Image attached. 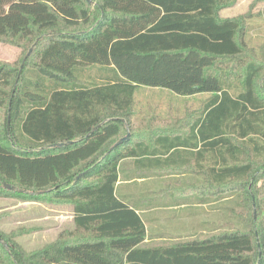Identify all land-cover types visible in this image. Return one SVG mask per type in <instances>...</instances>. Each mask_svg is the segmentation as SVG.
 <instances>
[{
    "label": "trees",
    "instance_id": "16d2710c",
    "mask_svg": "<svg viewBox=\"0 0 264 264\" xmlns=\"http://www.w3.org/2000/svg\"><path fill=\"white\" fill-rule=\"evenodd\" d=\"M238 1L0 0V42L23 55L0 62V197L70 205L75 224L35 251L0 231V264H264V58L246 16H219ZM140 87L211 95L198 122L216 162L198 189L223 201L222 225L151 245L118 197Z\"/></svg>",
    "mask_w": 264,
    "mask_h": 264
},
{
    "label": "crops",
    "instance_id": "0c3cea01",
    "mask_svg": "<svg viewBox=\"0 0 264 264\" xmlns=\"http://www.w3.org/2000/svg\"><path fill=\"white\" fill-rule=\"evenodd\" d=\"M209 112L176 108L164 99L136 103L124 119L130 133L125 142L132 139L127 147L135 155L121 163L117 192L142 216L148 230L146 242L181 240L224 223L223 201H215L209 189H198L204 182L207 186L209 165L216 162L215 150L208 145L213 137L204 141L199 134L200 128L212 132L208 119L198 122L200 114L204 117ZM57 211L61 214L57 220L65 218L64 211ZM70 218L74 222L73 212Z\"/></svg>",
    "mask_w": 264,
    "mask_h": 264
},
{
    "label": "rangeland",
    "instance_id": "374dc122",
    "mask_svg": "<svg viewBox=\"0 0 264 264\" xmlns=\"http://www.w3.org/2000/svg\"><path fill=\"white\" fill-rule=\"evenodd\" d=\"M221 18L246 16L245 25L248 31V40L258 59L264 58V0H239L233 7L224 9L219 13ZM23 58L20 48L0 42V62L14 64ZM208 94L194 96H175L168 90L149 89L140 87L136 90V103L148 105L150 102L166 99L167 104L176 108L203 109L208 100ZM185 118V117H183ZM62 210L65 218L57 220ZM70 205L55 206L45 203L22 202L12 197H0V231L6 235L14 236L15 240L26 251H35L54 242L63 231L70 232L75 229L71 221ZM61 213V212H60ZM173 239V238H171ZM161 238H152L147 242L151 245L170 243Z\"/></svg>",
    "mask_w": 264,
    "mask_h": 264
},
{
    "label": "water",
    "instance_id": "95a60500",
    "mask_svg": "<svg viewBox=\"0 0 264 264\" xmlns=\"http://www.w3.org/2000/svg\"><path fill=\"white\" fill-rule=\"evenodd\" d=\"M86 1H87L89 4H92V0H86ZM32 50H33V48L30 50L29 54L32 52ZM29 54L27 55V57L29 56ZM27 57L24 59V61L27 59ZM22 67H23V66H22ZM17 82H18V80H17ZM17 82H16V84H17ZM129 136H130V133H129V131H128V134H127L124 138H122L120 141H118L114 147H116L117 145H120V144L124 143L126 140H128ZM62 145H64V144H63V143H57V144L51 145L50 147H56V146H62ZM4 187H5L6 189H9V190H16L15 187H12V186H10V185H8V184H5ZM0 242H1L5 247H7V245L3 242V240H2L1 237H0Z\"/></svg>",
    "mask_w": 264,
    "mask_h": 264
}]
</instances>
